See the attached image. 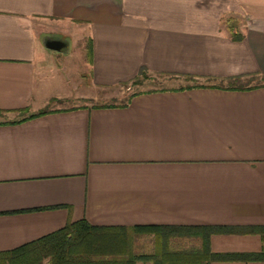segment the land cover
<instances>
[{
  "label": "crops",
  "instance_id": "0c3cea01",
  "mask_svg": "<svg viewBox=\"0 0 264 264\" xmlns=\"http://www.w3.org/2000/svg\"><path fill=\"white\" fill-rule=\"evenodd\" d=\"M73 35L85 70L74 91L55 92L44 45L62 40L68 52ZM142 71L172 85L16 122ZM239 77L255 87L224 86ZM0 112V251L78 220L264 226V0H0ZM136 241L157 248L152 236ZM210 248L258 253L264 241L220 234Z\"/></svg>",
  "mask_w": 264,
  "mask_h": 264
},
{
  "label": "trees",
  "instance_id": "16d2710c",
  "mask_svg": "<svg viewBox=\"0 0 264 264\" xmlns=\"http://www.w3.org/2000/svg\"><path fill=\"white\" fill-rule=\"evenodd\" d=\"M236 36V35H235ZM234 36V37H235ZM148 78L145 72L123 85H142ZM245 80V81H244ZM234 78L226 81V88L245 90L254 88L252 79ZM194 87H201L194 85ZM219 87H223L219 84ZM140 92L130 94L120 106L126 105ZM52 102H62L52 100ZM115 105V104H109ZM95 105L94 108L109 107ZM117 105V104H116ZM56 111V110H55ZM44 108L16 122L49 114ZM27 114V111H20ZM1 113V112H0ZM3 122V123H16ZM220 234H256L264 241V226H95L86 220L69 222L61 229L11 250L0 251V264H211L213 262H264V248L258 253H214L210 238ZM142 236H152L157 248L143 253L134 245ZM181 238L198 242L186 249H172L170 239ZM136 247V248H135Z\"/></svg>",
  "mask_w": 264,
  "mask_h": 264
},
{
  "label": "rangeland",
  "instance_id": "374dc122",
  "mask_svg": "<svg viewBox=\"0 0 264 264\" xmlns=\"http://www.w3.org/2000/svg\"><path fill=\"white\" fill-rule=\"evenodd\" d=\"M78 37L73 35L70 41V47L68 52H53L49 51L48 55L51 58L48 60L51 68L48 72L49 79L47 81L48 87L56 92V88L60 92L74 91V84L81 79V75L85 70V48L83 49L81 43L78 42ZM165 81V80H163ZM245 81V80H244ZM58 83V84H57ZM56 84V85H55ZM53 85V86H52ZM172 84H164L144 81L142 85H128V86H116L108 89H99L90 95L91 98L73 100L70 102H52L46 108H69L74 106H95L101 104H121L126 98L135 92L142 90L171 86ZM60 88H58V87ZM138 241L134 243L137 247ZM142 245H138L141 247ZM180 249V247L178 248Z\"/></svg>",
  "mask_w": 264,
  "mask_h": 264
},
{
  "label": "water",
  "instance_id": "95a60500",
  "mask_svg": "<svg viewBox=\"0 0 264 264\" xmlns=\"http://www.w3.org/2000/svg\"><path fill=\"white\" fill-rule=\"evenodd\" d=\"M45 48L55 52H61L66 49L67 44L62 40L48 39L45 42Z\"/></svg>",
  "mask_w": 264,
  "mask_h": 264
}]
</instances>
